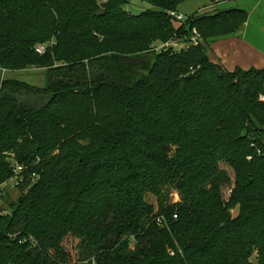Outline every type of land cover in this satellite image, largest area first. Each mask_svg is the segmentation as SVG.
Here are the masks:
<instances>
[{"label":"trees","instance_id":"16d2710c","mask_svg":"<svg viewBox=\"0 0 264 264\" xmlns=\"http://www.w3.org/2000/svg\"><path fill=\"white\" fill-rule=\"evenodd\" d=\"M139 1L154 9L0 0L3 200L22 167L0 264H264V68L229 72L207 54L248 15L179 22L170 13L186 0ZM193 29L199 45L151 51ZM33 69L42 87L1 76ZM221 161L235 177L227 200Z\"/></svg>","mask_w":264,"mask_h":264},{"label":"rangeland","instance_id":"374dc122","mask_svg":"<svg viewBox=\"0 0 264 264\" xmlns=\"http://www.w3.org/2000/svg\"><path fill=\"white\" fill-rule=\"evenodd\" d=\"M127 2L128 4L124 7V9L131 14H139L140 12L147 9H154L150 5L142 3L139 0H127ZM215 2L212 3L209 0H186L178 6L177 13L182 14L186 18H189L193 15L204 13L212 14L220 10L241 9L247 13L250 23H252L253 21L257 24H259L260 22L264 23V0H215ZM1 76L4 79L12 78L37 87H42L45 81L43 69H33L7 73L2 72ZM219 169L224 170L227 173L231 182L230 185H226L221 189L224 200H227L230 195V190L232 189L234 184V172L225 161H221L219 163ZM19 194L20 191L17 188H6V197L2 203V208L5 212H7L8 208H10V203L15 202ZM145 199L149 204H152L155 207L154 211H156V198L151 195H147ZM169 199L171 203L180 202L179 194L174 190L170 192ZM232 214L234 215L235 211H233ZM76 244V241H69L67 244L68 251L74 260L77 254V249L75 248ZM251 261L255 262V256L251 259Z\"/></svg>","mask_w":264,"mask_h":264},{"label":"crops","instance_id":"0c3cea01","mask_svg":"<svg viewBox=\"0 0 264 264\" xmlns=\"http://www.w3.org/2000/svg\"><path fill=\"white\" fill-rule=\"evenodd\" d=\"M216 3V2H215ZM207 54L212 63L220 65L226 71L236 68H264V23L247 22L237 33L212 40Z\"/></svg>","mask_w":264,"mask_h":264},{"label":"built area","instance_id":"2783aa9c","mask_svg":"<svg viewBox=\"0 0 264 264\" xmlns=\"http://www.w3.org/2000/svg\"><path fill=\"white\" fill-rule=\"evenodd\" d=\"M106 1V0H104ZM170 16H172L175 20L179 22H185L187 20L186 17H184L182 14H179L177 12H171ZM200 43H202L200 37L196 33L195 29L192 30V36L190 37V40L188 42L185 41H179L178 39H173L164 43H159L155 45V47L151 48V51L158 52L160 50H166L170 51L176 54H180L182 51H186L191 46H197ZM45 49L44 46H37L35 49V52L39 55H42L44 53ZM22 172L21 166H16L12 170V175L9 178V180L6 182L10 188H14L21 179H19V176ZM3 192L0 190V216L5 214V211L2 208L3 203Z\"/></svg>","mask_w":264,"mask_h":264},{"label":"water","instance_id":"95a60500","mask_svg":"<svg viewBox=\"0 0 264 264\" xmlns=\"http://www.w3.org/2000/svg\"><path fill=\"white\" fill-rule=\"evenodd\" d=\"M100 14H101V11L98 13V15ZM244 136H245V133H242L241 138H243Z\"/></svg>","mask_w":264,"mask_h":264}]
</instances>
